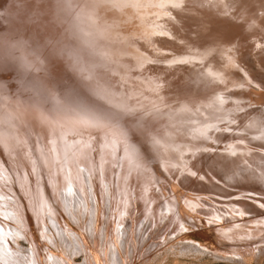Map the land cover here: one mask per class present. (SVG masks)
<instances>
[{
  "label": "rangeland",
  "instance_id": "obj_1",
  "mask_svg": "<svg viewBox=\"0 0 264 264\" xmlns=\"http://www.w3.org/2000/svg\"><path fill=\"white\" fill-rule=\"evenodd\" d=\"M127 1L0 0V264H264V0Z\"/></svg>",
  "mask_w": 264,
  "mask_h": 264
},
{
  "label": "bare ground",
  "instance_id": "obj_2",
  "mask_svg": "<svg viewBox=\"0 0 264 264\" xmlns=\"http://www.w3.org/2000/svg\"><path fill=\"white\" fill-rule=\"evenodd\" d=\"M118 1H119V0H118ZM120 1H121V0H120ZM122 1H123V0H122ZM128 1H129V0H128ZM128 1H127V2H128ZM146 1H147V0H146ZM161 1H162V0H161ZM172 1H173V0H172ZM223 1H224V0H221L220 3L222 4V3H225L226 1H229V2H226V3H230V4H227L228 7H229V5L233 6L232 3L230 2V1H232V0H225L224 2H223ZM235 1H236V0H235ZM239 1H241V0H239ZM250 1H251V0H250ZM254 1H256V0H254ZM168 2H169V1H168ZM232 2L235 3L234 0H233ZM237 2H238V1H237ZM248 2H249V0H248ZM252 2H253V1H252ZM83 3H84V2H83ZM92 3H93V2H92ZM92 3H91V4H92ZM94 3H95V2H94ZM121 3H122V2H121ZM123 3H124V2H123ZM149 3H150V2H149ZM151 3H152V1H151ZM157 3H158V1H157ZM169 3H170V2H169ZM250 3H251V2H250ZM95 4H96V3H95ZM139 4H140V3H139ZM145 4H146V3H145ZM237 4H239V3H237ZM252 4H253V3H251V5H252ZM85 5H86V4H85ZM167 5H168V4H167ZM182 5L185 6L184 2L182 3ZM224 5H226V4H222V6H224ZM87 6H88V5H87ZM87 6H86V7H87ZM91 6H92V5H91ZM96 6H97V5H96ZM140 6H141V5H140ZM159 6H160V3H159ZM176 6H177V4H176ZM179 6H181V4H180ZM184 6H183V7H184ZM231 6H230V7H231ZM235 6H236V5H235ZM252 6H253V5H252ZM142 7H143V6H142ZM157 7H158V6H157ZM174 7H175V6H174ZM177 7H178V6H177ZM220 7H221V5H220ZM92 8H96V7L93 6ZM158 8H159V7H158ZM161 8H163V7H161ZM187 8H189V7H187ZM221 8H222V7H221ZM159 9H160V8H159ZM223 9L225 10L226 7L223 8ZM227 9L229 10V8H227ZM235 9H237V8H235ZM89 10H90V9H89ZM96 10H97V8H96ZM142 10H143V9H142ZM177 10H179V7H178ZM180 10H182V8H181ZM180 10H179V12H180ZM183 10H184V9H183ZM228 10H226V11H228ZM230 10H231V9H230ZM256 10H257V9H256ZM263 10H264V9H263ZM13 11H14V10H13ZM84 11H85V10H84ZM92 11H94V10H92ZM97 11H98V10H97ZM146 11H147V10H146ZM146 11H145V12H146ZM165 11H166V10H165ZM226 11H225V12H226ZM244 11H245V10H244ZM110 12H111V11H110ZM137 12H138V11H137ZM149 12H150V11H149ZM222 12H223V11H222ZM228 12H229V11H228ZM261 12H262V11H261ZM1 13H2V12H1ZM1 13H0V14H1ZM93 13H94V12H93ZM147 13H148V12H147ZM151 13H153V12H150V14H151ZM163 13H165V12H163ZM233 13H234V12H232V14H233ZM238 13H239V12H238ZM255 13H256V12H255ZM99 14H100V13H99ZM104 14H105V13H104ZM108 14H109V13H108ZM144 14H145V13H144ZM148 14H149V13H148ZM153 14H154V13H153ZM156 14H157V13H156ZM249 14H250V13H249ZM257 14H259V13H257ZM260 14H261V13H260ZM2 15H3V14H2ZM6 15H7V13H6ZM13 15H14V14H13ZM88 15H89V14H88ZM94 15H95V14H94ZM106 15H107V14H106ZM139 15H140V14H139ZM151 15H152V14H151ZM168 15H169V14H168ZM183 15H184V14H183ZM193 15H194V14H193ZM234 15L239 16V15H237V13H235ZM246 15H247V14H246ZM90 16H91V15H90ZM90 16H89V18H90ZM157 16H158V15H157ZM174 16H175V18H176V15H174ZM184 16H185V15H184ZM20 17H21V16H20ZM93 17H94V16H93ZM105 17H106V16H105ZM110 17L112 18V15H111ZM148 17H149V16H148ZM229 17H230V16H229ZM240 17H241V16H240ZM240 17H239V18H240ZM7 18H8V17H7ZM7 18H6V19H7ZM9 18H10V17H9ZM114 18H115V17H114ZM156 18H157V17H156ZM158 18H159V17H158ZM158 18H157V19H158ZM235 18H236V17H235ZM243 18H244V17H243ZM253 18H254V17H253ZM19 19H20V18H19ZM105 19H106V18H105ZM133 19H134V18H133ZM191 19H192V18H191ZM230 19L232 20V18H230ZM244 19H245V18H244ZM244 19H243V20H244ZM261 19H262V18H261ZM20 20H21V19H20ZM94 20H96V19H94ZM147 20H148V19H147ZM149 20H150V19H149ZM149 20H148V22H149ZM193 20H194V18H193ZM233 20H234V19H233ZM235 20H236V19H235ZM237 20H238V19H237ZM237 20H236V21H237ZM254 20H255V19H254ZM257 20H258V19H257ZM151 21H152V20H151ZM249 21H250V20H249ZM255 21H256V20H255ZM111 22H112V21H111ZM252 22H253V21H252ZM7 23H8V21H7ZM70 23H71V22H70ZM93 23H94V22H93ZM158 23H159V22H158ZM238 23H239V22H238ZM247 23H248V22H247ZM247 23H246V25H248ZM87 24H88V23H87ZM151 24H152V23H151ZM81 25H82V24H81ZM238 25H239V24H238ZM244 25H245V24H244ZM20 26H21V24H20ZM86 26H87V25H86ZM93 26H94V25H93ZM152 26H153V25H152ZM185 26H186V25H185ZM249 26H250V24H249ZM72 27H73V26H72ZM88 27H89V25H88ZM156 27H157V26H156ZM245 27H246V26H245ZM19 28H20V27H19ZM91 28H92V26L90 27V31L93 32V31L91 30ZM187 28H188V27H187ZM196 28H197V27H196ZM196 28H195V29H196ZM250 28H251V27H250ZM260 28H261V27H260ZM68 29H69V28H68ZM80 29H81V27H80ZM84 29H87V28H84ZM88 29H89V28H88ZM93 29H94V28H93ZM248 29H249V28H248ZM78 30H79V29H78ZM160 30H161V29H160ZM0 31H1V30H0ZM23 31H24V30H23ZM70 31H71V30H70ZM82 31H83V30H82ZM86 31H87V30H85V32H86ZM98 31H99V30H98ZM117 31H118V30H116V33H117ZM249 31H250V30H249ZM6 32H7V31H6ZM113 32H114V30H113ZM113 32H112V33H113ZM160 32H161V31H160ZM160 32H159V33H160ZM247 32H248V31H247ZM9 33H10V32H9ZM20 33H21V32H20ZM79 33H81V32H79ZM95 33H97V32L95 31ZM112 33H110V34H112ZM164 33H165V32H164ZM242 33H243V32H242ZM1 34H2V33H1ZM4 34H5V33H4ZM71 34H72V33H71ZM75 34H77V33L75 32ZM90 34H93V33H90ZM251 34H252V33H251ZM79 35H80V34H79ZM116 35H117V34H116ZM159 35H160V34H159ZM66 36H67V35H66ZM74 36H76V35H74ZM90 36L92 37V35H90ZM111 36H112V35H111ZM113 36H115V34H114ZM113 36H112V37H113ZM253 36H254V34H253ZM8 37H9V35H8ZM26 37H27V35H26ZM77 37H78V36H77ZM169 37H170V36H169ZM251 37H252V36H251ZM251 37H250V38H251ZM260 37H261V36H260ZM2 38H4V37H2ZM21 38H22V35H21ZM86 38H87V36H86ZM121 38H122V37H121ZM237 38H238V37H237ZM67 39H68V38H67ZM84 39H85V38H84ZM113 39H114V38H113ZM147 39H148V38H147ZM177 39H178V38H177ZM262 39H263V37H262ZM10 40H11V39H10ZM18 40L21 42L22 39L20 40V38H19ZM24 40H25V38H24ZM73 40H74V39H73ZM178 40H179V39H178ZM251 40H252V39H251ZM251 40H250V41H251ZM3 41H4V40H3ZM14 41H16V40H14ZM22 41H23V40H22ZM89 41H90V40H89ZM110 41H111V40H110ZM116 41H117V40H116ZM121 41H122V40H121ZM5 42H7V40H6ZM5 42H4V43H5ZM75 42H77V41H75ZM81 42H82V40H81ZM91 42H92V41H91ZM125 42H126V41H125ZM14 43H15V42H14ZM14 43H13V44H14ZM18 43H19V42H18ZM23 43H24V42H23ZM87 43H88V45H89L90 42H87ZM8 44H10V43L8 42ZM19 44H20V43H19ZM90 44H91V43H90ZM94 44H96V43H94ZM234 44H235V43H234ZM6 45H7V44H6ZM15 45H17V41H16V44H15ZM39 45H40V44H39ZM106 45H107V44H106ZM115 45H116V44H115ZM127 45H128V44H127ZM8 46H9V45H8ZM8 46H6L7 50H9V49H8ZM17 46H18V45H17ZM19 46H20V45H19ZM66 46H67V45H66ZM76 46H77V45H76ZM78 46H79V45H78ZM83 46H84V45H83ZM94 46H95V45H94ZM109 46H110V45H109ZM130 46H131V45H130ZM130 46H128V47H130ZM132 46H133V45H132ZM132 46H131V47H132ZM15 47H16V46H15ZM114 47H115V46H113V49L115 50ZM116 47H117V46H116ZM139 47H140V46H139ZM150 47H151V46H150ZM196 47H197V46H196ZM226 47H227V46H226ZM234 47H235V46H234ZM24 48H25V47H24ZM24 48H23V49H24ZM34 48H35V47H34ZM68 48H69V47H68ZM88 48H89V47H88ZM102 48H103V47H102ZM123 48H124V47H123ZM134 48H135V46H134ZM13 49H14V47L12 48V50H13ZM16 49H17V48H16ZM84 49H85V48H84ZM84 49H83V50H84ZM104 49H105V48H103V50H104ZM110 49H112V47H111ZM110 49H109V50H110ZM121 49H122V48H121ZM130 49H131V48H130ZM153 49H154V48H153ZM5 50H6V49H5ZM17 50H18V49H17ZM30 50H31V49H30ZM37 50H38V49H37ZM58 50H59V49H58ZM80 50H81V49H80ZM94 50H95V49H94ZM99 50H100V48H99ZM99 50H98V51H99ZM107 50H108V49H107ZM134 50L136 51V49H134ZM193 50H194V49H193ZM10 51H11V50H10ZM32 51H33V50H32ZM72 51H73V50H72ZM88 51H89V50H88ZM92 51H93V50H92ZM98 51H97V52H98ZM105 51H106V50H105ZM111 51H112V50H111ZM122 51H123V50H122ZM191 51H192V50H191ZM202 51H203V50H202ZM8 52H9V51H8ZM14 52H15V51H14ZM22 52H23V51H22ZM38 52H39V51H37V53H38ZM77 52H78V51H77ZM81 52H83V51H81ZM119 52H120V51H119ZM130 52H131V51H130ZM136 52H140V51L137 50ZM152 52H153V51H152ZM12 53H13V51H12ZM17 53H18V51H17ZM33 53H34V52H33ZM63 53H64V52H63ZM87 53H88V52H87ZM191 53H192V52H191ZM10 54H11V52H10ZM15 54H16V53H15ZM91 54H92V53H91ZM115 54H116V53H115ZM129 54L131 55V53H129ZM143 54H144V51H143ZM147 54H148V53H147ZM7 55H8V54H7ZM11 55H12V54H11ZM11 55H9V57H10ZM21 55H22V54H21ZM26 55H28L27 51H26ZM53 55H54V54H53ZM92 55H93V54H92ZM106 55H107V53H106ZM123 55H124V54H123ZM139 55H141V54L139 53ZM200 55H201V54H200ZM5 56H6V52H5ZM71 56H72V55H71ZM84 56H86V55H84ZM93 56H94V55H93ZM95 56H96V54H95ZM98 56H99V55H98ZM98 56H97V57H98ZM116 56H117V55H116ZM135 56H136V55H135ZM141 56H142V55H141ZM144 56H145V55H144ZM155 56H156V55H155ZM6 57H8V56H6ZM22 57L24 58L25 56H22ZM91 57H92V56H91ZM110 57H111V56H110ZM112 57H113V56H112ZM149 57H151V56H149ZM197 57H198V56H197ZM4 58H5V57H4ZM74 58H75V57H74ZM88 58H89V57H88ZM103 58H104V57H103ZM116 58H119V57H116ZM135 58H136V57H135ZM13 59H15V58L13 57ZM16 59H17V58H16ZM16 59H15V60H16ZM20 59H21V58H20ZM44 59H45V57H44ZM114 59H115V58H114ZM149 59H151V58H149ZM196 59H197V58H196ZM6 60H7V59H6ZM6 60H5V61H6ZM18 60H19V59H18ZM18 60H17V61H18ZM100 60H102V58H101ZM46 61H47V60H46ZM48 61H49V60H48ZM76 61H77V60H76ZM91 61H92V60H91ZM95 61H96V60H95ZM119 61H120V60H119ZM102 62H103V61H102ZM105 62H106V60H105ZM105 62H104V63H105ZM107 62H108V61H107ZM134 62H135V61H134ZM162 62H163V61H162ZM197 62H198V61H197ZM2 63H3V62H2ZM97 63H98V61H97ZM20 64H21V63L17 64V66H18V65L21 66ZM45 64H47V63H45ZM95 64H96V63H95ZM98 64H99V63H98ZM102 64H103V63H102ZM4 65H5V64H4ZM47 65H48V64H47ZM99 65H100V64H99ZM110 65H111V64H110ZM11 66H12V65H11ZM104 66H105V65H104ZM3 67H4V66H3ZM13 67H14V64H13ZM48 67H49V66H48ZM98 67H99V66H97L96 69H97ZM102 67H103V66H102ZM116 67H117V65H116ZM123 67H125V66H123ZM127 67H128V66H127ZM132 67H133V66H132ZM7 68H8V67H7ZM14 68H15V67H14ZM33 68H34V67H33ZM76 68H77V67H76ZM133 68H134V67H133ZM133 68H132V69H133ZM98 69H99V68H98ZM129 69H131V67H129ZM17 70H18V69H17ZM118 70H119V69H118ZM127 70H128V69H127ZM137 70H138V69H137ZM2 71H3V70H2ZM19 71H20V70H19ZM124 71H125V70H124ZM129 71H130V70H129ZM129 71H128V72H129ZM133 71H134V70H133ZM135 71H136V70H135ZM140 71H141V70H140ZM8 72H9V71H8ZM25 72H26V71H25ZM116 72H117V71H116ZM116 72H115V73H116ZM118 72H119V71H118ZM18 73H19V72H18ZM122 73H123V72H122ZM1 74H2V73H1ZM21 74H22V73H21ZM86 74H87V73H86ZM117 74H118V73H117ZM119 74H121V73H119ZM119 74H118V75H119ZM123 74H124V73H123ZM123 74H122V75H123ZM139 74H140V73H139ZM124 75H125V74H124ZM29 77H30V76H29ZM118 77H119V76H118ZM122 78H124V76H123ZM139 78H140V77H139ZM10 80H11V79H10ZM96 81H98V80H96ZM116 81H117V80H116ZM14 82H15V81H14ZM204 82H205V81H204ZM123 83H124V82H123ZM144 83H145V82H144ZM99 84H100V83H99ZM122 85H123V84H122ZM122 85H121V87H122ZM129 85H130V83H129ZM97 86H98V85H97ZM77 88H78V87H77ZM122 91H123V90H122ZM122 91H121V92H122ZM157 92H158V91H157ZM72 93H73V92H72ZM74 93H75V92H74ZM81 93H82V92H81ZM119 93H120V91H119ZM70 94H71V93H70ZM68 95H69V94H68ZM80 95H81V94H80ZM83 95L86 96L85 94H83ZM129 95H130V94H129ZM61 96H62V95H61ZM72 96H73V95H72ZM118 96H119V94H118ZM37 98H38V97H37ZM41 98H42V97H41ZM59 98H60V96H59ZM82 98H83V97H82ZM75 99H77V98H75ZM83 99H84V98H83ZM118 99H119V98H118ZM50 100H51V99H50ZM52 100H53V99H52ZM69 100H70V99H69ZM84 100H85V99H84ZM41 101H42V100H41ZM53 101H55V100H53ZM66 101H67V100H66ZM122 102H123V101H122ZM64 103H66V102L64 101ZM64 103H63V104H64ZM79 103H80V102H79ZM84 103H86V102H84ZM82 104H83V103H82ZM106 104H107V103H106ZM48 105H50V104H48ZM60 105H62V104H60ZM111 105H112V103H111ZM111 105H110V106H111ZM72 106H73V105H72ZM108 106H109V105H108ZM123 106H124V105H123ZM48 107H49V106H48ZM65 107H66V106H65ZM86 107H87V106H86ZM111 108H112V107H111ZM53 109H54V107H53ZM68 109H69V108H68ZM79 109H80V108H79ZM84 109H85V107H84ZM87 109H88V108H87ZM47 110H48V109H47ZM96 110H97V109H96ZM96 110H95V111H96ZM45 111H46V109H45ZM76 111H77V110H76ZM101 111H102V109H101ZM112 111H113V110H112ZM112 111H111V113H113ZM103 112H105V111H103ZM108 112H109V111H108ZM57 113H58V112H57ZM73 114H74V113H73ZM61 115H62V113H61ZM103 115H104V114H103ZM159 116H160V115H159ZM68 117H69V116H68ZM99 117H101V115H100ZM55 121H56V120H55ZM133 124H134V123H133ZM138 125H139V124H138ZM140 126H143V124L140 125ZM144 126H145V125H144ZM134 127H135V126H134ZM137 127H138V126H137ZM161 128H162V127H161ZM151 132H152V131H151ZM154 134H155V132H154ZM172 135H173V134H172ZM152 136H153V135H151V139H152ZM166 136H167V135H166ZM154 137H155V136H153V138H154ZM156 137H158V136H156ZM156 137H155V138H156ZM159 137H160V136H159ZM161 137H162V136H161ZM59 138H60V137H59ZM149 139H150V138H149ZM157 139H158V138H157ZM160 139H161V138H160ZM57 140H58V139H57ZM62 140H63V139H62ZM155 140H156V139L151 140V141H154V142H155ZM172 140H176V139L174 138V139H171V141H172ZM159 141H160V140H159ZM149 142H150V141H149ZM156 142H157V141H156ZM161 142H163V141H161ZM147 143H148V142H147ZM157 143H160V142H157ZM164 143H165V142H164ZM148 145H150V144H148ZM148 145H147V146H148ZM147 146H146V147H147ZM150 147H151V146H150ZM150 147H148V148L150 149ZM153 150H154V149H153ZM204 150H205V149H204ZM154 151H155V150H154ZM155 163H156V162H155ZM157 164H158V162H157ZM158 171H159V170H158ZM163 171H164V170H163Z\"/></svg>",
  "mask_w": 264,
  "mask_h": 264
},
{
  "label": "snow or ice",
  "instance_id": "obj_3",
  "mask_svg": "<svg viewBox=\"0 0 264 264\" xmlns=\"http://www.w3.org/2000/svg\"><path fill=\"white\" fill-rule=\"evenodd\" d=\"M107 118L113 119V120H119L120 114L118 113H105Z\"/></svg>",
  "mask_w": 264,
  "mask_h": 264
}]
</instances>
